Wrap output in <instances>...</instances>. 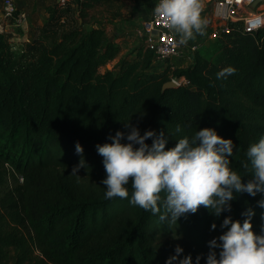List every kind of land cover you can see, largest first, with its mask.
I'll return each instance as SVG.
<instances>
[{
    "label": "trees",
    "instance_id": "trees-1",
    "mask_svg": "<svg viewBox=\"0 0 264 264\" xmlns=\"http://www.w3.org/2000/svg\"><path fill=\"white\" fill-rule=\"evenodd\" d=\"M114 1L119 0L82 5ZM69 2L48 10L47 22L22 51H13L8 36L0 34V188L8 175L20 179L0 198V264H166L176 255L160 242L168 236L181 238L188 251L172 262L179 264L189 254H207L209 241L226 231L223 219L242 223L249 208L259 234L264 193H237L231 212L216 217L201 206L172 225L131 206L130 185L129 199H105L106 173L96 145L111 143L117 131L127 135L128 121L141 135L169 133L168 148L213 128L232 140L231 167L247 183V150L264 136V29L245 33L239 24L230 25L214 43L218 49L197 51L189 66L173 71L189 85L164 89L171 67L153 70V53L144 46L133 60L102 72L120 46L101 27H75ZM61 23L71 27L63 31ZM229 66L235 74L217 79ZM77 143L86 162L79 177L71 175L81 159Z\"/></svg>",
    "mask_w": 264,
    "mask_h": 264
},
{
    "label": "clouds",
    "instance_id": "clouds-1",
    "mask_svg": "<svg viewBox=\"0 0 264 264\" xmlns=\"http://www.w3.org/2000/svg\"><path fill=\"white\" fill-rule=\"evenodd\" d=\"M204 7V0H157L153 14L178 38V44L185 45L197 35H204L207 26L202 15ZM235 72V68L225 67L216 78L226 79ZM124 126L130 129L127 135L117 131L109 137L111 143L96 145L106 173L101 182L106 188L105 199H129L130 185L131 206L158 215L161 223L167 221L172 225L181 216L195 214L201 206L216 217L231 212V201L237 193L253 197L264 193V136L247 150L251 179L244 183L242 175L231 167L232 140L224 139L213 128L200 129L191 138H180L174 147L168 148L169 133L166 136L163 130L159 134L147 130L141 135L139 128L129 121ZM181 131L177 125L176 132ZM125 139L127 142L123 143ZM149 139L150 145L146 143ZM75 151L81 159L71 175L78 176L86 162L79 143ZM243 167L248 169L249 164ZM258 206L264 208V199L258 201ZM242 215L246 217L242 223L231 216L223 219L220 227L226 231L209 241L206 264H264V225L257 234L251 222L255 212L249 208ZM211 228L214 230L216 224ZM175 252L166 264L177 260L183 249L177 246ZM196 260L199 264L200 257ZM179 264H192V257L179 259Z\"/></svg>",
    "mask_w": 264,
    "mask_h": 264
},
{
    "label": "rangeland",
    "instance_id": "rangeland-1",
    "mask_svg": "<svg viewBox=\"0 0 264 264\" xmlns=\"http://www.w3.org/2000/svg\"><path fill=\"white\" fill-rule=\"evenodd\" d=\"M43 1L45 3L44 8L46 15H49L48 10L54 7L56 2L55 0ZM83 1L84 0H73L72 2H69V12L73 13L78 22V24H75V27L78 25L85 31H88L93 27H101L106 31L107 36L120 46V54L118 57L105 68L101 69V71L104 72L105 70H111L114 65L118 64V62L133 60V53L139 49V47L143 46V38L139 36L138 30L142 28V24L145 21L150 20L153 16L155 0H119L110 3H95L91 5V7H84L82 5ZM202 15L207 20L204 35H197L194 40H190L184 46L187 48L188 44L195 43L198 45L197 51H202V49H218L214 45L216 40L211 39L208 34V32L212 29L211 27H213L211 11L207 9L206 11H203ZM61 25V30L63 31H66L71 27H67L66 24L63 23H61ZM15 33L17 36H21L22 34V32L18 30H15ZM8 37L12 38L11 35H8ZM56 37L57 36L46 38V44L51 45L55 41ZM10 43L12 50L19 52L22 51L28 42L26 43L13 40ZM191 62V59L186 56L177 57L169 60L165 65L158 66L153 70L163 71V69L169 66L171 67L169 76L172 78L175 77L173 76L174 74H172L173 71L187 67L191 64ZM19 184V176L12 178L8 175L5 184L0 188V198ZM160 242L163 243L164 247L167 246V248L170 249H176L177 246L181 247L183 252L180 254H183L184 252L188 253V251L182 247L181 238L168 236L161 239ZM207 254H198L192 257V264H197V256L200 257L199 264H206Z\"/></svg>",
    "mask_w": 264,
    "mask_h": 264
},
{
    "label": "built area",
    "instance_id": "built-area-1",
    "mask_svg": "<svg viewBox=\"0 0 264 264\" xmlns=\"http://www.w3.org/2000/svg\"><path fill=\"white\" fill-rule=\"evenodd\" d=\"M69 1L55 0L60 6H65ZM255 1L257 0H204L205 7L203 11L210 10L213 18V27L208 32L209 37L217 40L228 32V27L232 26V24H239L245 33H257L264 29V3L252 8ZM156 3L157 0H155ZM1 9L0 34L11 35L12 38L8 37L9 43L21 38V36H17L15 30L22 32L24 37L27 34L26 31H28L26 13L17 9L13 0H3ZM138 34L143 38V46L153 53L154 62L152 69L165 65L173 58L182 56H186L193 61V56L198 50V45L195 43L188 44L187 48L178 44V38L169 33L163 27L161 21L154 17V14L150 20L142 24ZM170 81L176 87L189 85V82L184 77H172Z\"/></svg>",
    "mask_w": 264,
    "mask_h": 264
},
{
    "label": "crops",
    "instance_id": "crops-1",
    "mask_svg": "<svg viewBox=\"0 0 264 264\" xmlns=\"http://www.w3.org/2000/svg\"><path fill=\"white\" fill-rule=\"evenodd\" d=\"M2 1L3 0H0V15L2 11L1 9ZM13 1L17 9L26 13L27 24H28V31H26L27 34L24 35V37L21 34V38L16 40L20 42L29 43L30 40H32L39 34L38 31H40L42 26L47 22L48 15H46V11L44 8L45 3L43 0H13ZM93 28H97V27H93Z\"/></svg>",
    "mask_w": 264,
    "mask_h": 264
},
{
    "label": "water",
    "instance_id": "water-1",
    "mask_svg": "<svg viewBox=\"0 0 264 264\" xmlns=\"http://www.w3.org/2000/svg\"><path fill=\"white\" fill-rule=\"evenodd\" d=\"M260 3H264V0H257L255 3H253L252 8H256ZM176 88L175 84L173 82H167L164 85V89H173Z\"/></svg>",
    "mask_w": 264,
    "mask_h": 264
}]
</instances>
